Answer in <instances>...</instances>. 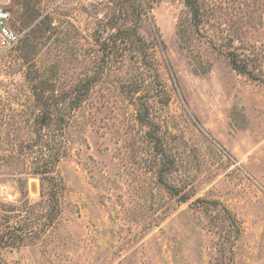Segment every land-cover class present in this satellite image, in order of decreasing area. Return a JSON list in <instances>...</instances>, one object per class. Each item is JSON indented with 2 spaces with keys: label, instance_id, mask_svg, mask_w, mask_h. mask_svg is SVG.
I'll use <instances>...</instances> for the list:
<instances>
[{
  "label": "rangeland",
  "instance_id": "rangeland-1",
  "mask_svg": "<svg viewBox=\"0 0 264 264\" xmlns=\"http://www.w3.org/2000/svg\"><path fill=\"white\" fill-rule=\"evenodd\" d=\"M213 1L219 26L212 34L231 37L257 59L250 64L262 78L264 0ZM112 2L0 0L23 33L0 52V156L14 145L25 160L0 167V202L15 204L24 191L31 204L40 200L31 173L38 154L30 147L37 140L33 90L42 82L48 94L75 86L86 94L63 125L66 135L43 139L53 153L66 152L55 164L64 183L58 217L37 240L2 250L1 258L264 264V84L238 74L193 31L182 0H165L143 18L137 36L148 57L118 44L105 59L93 40L116 11ZM161 170L162 180L191 195L186 203L164 189Z\"/></svg>",
  "mask_w": 264,
  "mask_h": 264
},
{
  "label": "trees",
  "instance_id": "trees-1",
  "mask_svg": "<svg viewBox=\"0 0 264 264\" xmlns=\"http://www.w3.org/2000/svg\"><path fill=\"white\" fill-rule=\"evenodd\" d=\"M163 1L165 0H115V2H112L113 9L115 8L116 11L103 24H99L101 28H97V36L93 40L98 46V51L105 56V59L112 56V52L118 49V44L129 45L135 53L148 57L147 54H144L143 43L137 36V30L143 22V18L148 16L153 6ZM182 2L188 13L189 24L193 31L201 37L207 36L209 45L226 56L230 67L238 74L244 75L253 81H261L264 84V75L262 74L263 77L261 78V75L257 74L259 70L250 64L251 61H257V59L242 54L239 51L240 48L233 45L234 40L231 37L227 39L212 34V30L209 29L210 27L215 28L216 26L217 28V25L219 26L217 22L218 5H216V2H212V0H182ZM108 29L109 34L102 39L103 32L108 31ZM90 83L91 80L88 79L83 85L86 84L89 88ZM44 86H47L46 83L41 82V86L38 87L40 90H33L34 104L38 111L35 128L37 140L30 146L38 148V154L31 162V173L39 178L40 200L31 204L27 200L24 191L22 199L15 204L0 202V252L5 249H16L37 240L52 226L60 212L59 196L64 190V183L55 170V164L66 155V152L56 150L53 153L51 145L43 139L47 137L49 132L53 133L54 131H60L63 135H66V128L63 125L69 119L71 112L81 105L86 98V94H81L77 86L71 92L55 95L54 91L51 90L48 94ZM57 121L58 126L55 125ZM46 132L47 134H45ZM14 149L13 145L10 150L6 151L7 153L0 156V167H12L13 164L19 163V161L25 163V160H20V154H16ZM46 151H49V153L46 154ZM163 176L161 170L159 179H161L164 189L171 196L176 197L179 203H186L191 195L177 186L167 184L162 180ZM204 204L209 203L204 202ZM221 209L223 214H227L230 220L229 212L224 208ZM0 264H6L1 258V253Z\"/></svg>",
  "mask_w": 264,
  "mask_h": 264
},
{
  "label": "built area",
  "instance_id": "built-area-1",
  "mask_svg": "<svg viewBox=\"0 0 264 264\" xmlns=\"http://www.w3.org/2000/svg\"><path fill=\"white\" fill-rule=\"evenodd\" d=\"M23 33L12 27V15L6 6L0 5V52L9 51L18 45Z\"/></svg>",
  "mask_w": 264,
  "mask_h": 264
}]
</instances>
